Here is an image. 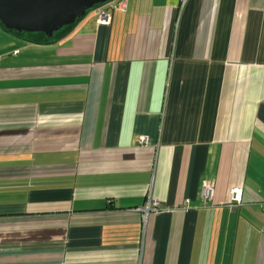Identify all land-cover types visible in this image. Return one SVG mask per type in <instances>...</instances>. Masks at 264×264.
<instances>
[{
  "label": "crops",
  "instance_id": "obj_1",
  "mask_svg": "<svg viewBox=\"0 0 264 264\" xmlns=\"http://www.w3.org/2000/svg\"><path fill=\"white\" fill-rule=\"evenodd\" d=\"M180 6L0 28V264H264V0Z\"/></svg>",
  "mask_w": 264,
  "mask_h": 264
},
{
  "label": "water",
  "instance_id": "obj_2",
  "mask_svg": "<svg viewBox=\"0 0 264 264\" xmlns=\"http://www.w3.org/2000/svg\"><path fill=\"white\" fill-rule=\"evenodd\" d=\"M112 0H0L3 30L43 32L48 37L92 7Z\"/></svg>",
  "mask_w": 264,
  "mask_h": 264
},
{
  "label": "built area",
  "instance_id": "obj_3",
  "mask_svg": "<svg viewBox=\"0 0 264 264\" xmlns=\"http://www.w3.org/2000/svg\"><path fill=\"white\" fill-rule=\"evenodd\" d=\"M186 0H181V6L184 5ZM127 0H112L109 3L100 4L97 7V17L96 22L98 24H110L112 18V12L115 9L123 10L126 7ZM137 141L140 145H146L149 142L148 137L138 136ZM213 194V184L209 180H203L200 188V200L206 205L207 202L212 198ZM231 200L236 202L237 204L242 200V189L233 187L230 190ZM231 203V201H230ZM231 205V204H230ZM161 209L160 203L157 199L148 198L147 201L141 205L132 208L131 210L135 212H139L141 215V219L145 220L148 213L151 211L158 212ZM262 213L264 214V203L261 206Z\"/></svg>",
  "mask_w": 264,
  "mask_h": 264
},
{
  "label": "trees",
  "instance_id": "obj_4",
  "mask_svg": "<svg viewBox=\"0 0 264 264\" xmlns=\"http://www.w3.org/2000/svg\"><path fill=\"white\" fill-rule=\"evenodd\" d=\"M81 17L77 18L76 21H78ZM76 21L72 24H68L60 28L59 30L55 31L51 37H48L45 33L43 32H28V31H15V30H6L7 32L20 37L28 42H33V43H49L56 41L66 35L74 26ZM0 28L3 29V25L0 23Z\"/></svg>",
  "mask_w": 264,
  "mask_h": 264
}]
</instances>
